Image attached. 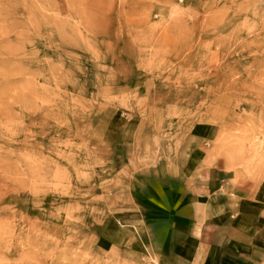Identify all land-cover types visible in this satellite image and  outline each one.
Listing matches in <instances>:
<instances>
[{
    "label": "rangeland",
    "instance_id": "obj_1",
    "mask_svg": "<svg viewBox=\"0 0 264 264\" xmlns=\"http://www.w3.org/2000/svg\"><path fill=\"white\" fill-rule=\"evenodd\" d=\"M204 124L264 179V0H0V264H154L95 239Z\"/></svg>",
    "mask_w": 264,
    "mask_h": 264
},
{
    "label": "crops",
    "instance_id": "obj_2",
    "mask_svg": "<svg viewBox=\"0 0 264 264\" xmlns=\"http://www.w3.org/2000/svg\"><path fill=\"white\" fill-rule=\"evenodd\" d=\"M192 130L185 148L131 176L124 202L102 222L97 252L144 251L154 264H264V179L207 159L213 124ZM114 144L122 153L129 143Z\"/></svg>",
    "mask_w": 264,
    "mask_h": 264
}]
</instances>
